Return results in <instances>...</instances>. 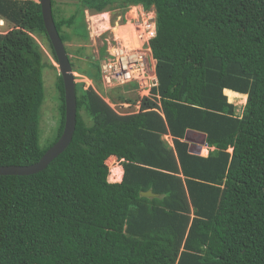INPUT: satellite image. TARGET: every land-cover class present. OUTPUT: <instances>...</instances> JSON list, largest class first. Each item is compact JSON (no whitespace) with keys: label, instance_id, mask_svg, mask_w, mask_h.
I'll use <instances>...</instances> for the list:
<instances>
[{"label":"trees","instance_id":"1","mask_svg":"<svg viewBox=\"0 0 264 264\" xmlns=\"http://www.w3.org/2000/svg\"><path fill=\"white\" fill-rule=\"evenodd\" d=\"M37 1L0 0V19L12 25L0 34V166L36 163L64 127L57 73L58 122L40 147L42 70L56 68L36 36L57 61ZM113 1L80 0L64 17L51 0L61 41L71 38L63 28L86 41L75 26L82 7L101 13ZM130 5L155 13L159 106L144 99L140 113L120 116L76 84L65 151L41 172L0 176V264H264V0H119L115 8ZM85 57L84 68L70 65L95 82L98 61ZM245 97L238 114L231 102ZM188 131L205 135V157L189 152ZM111 161L119 163L109 171ZM148 191L155 197L141 196Z\"/></svg>","mask_w":264,"mask_h":264},{"label":"rangeland","instance_id":"2","mask_svg":"<svg viewBox=\"0 0 264 264\" xmlns=\"http://www.w3.org/2000/svg\"><path fill=\"white\" fill-rule=\"evenodd\" d=\"M119 0H114L103 12L95 13L92 10L85 9L82 7V18L80 15H77L75 20V26L77 35H84V30L87 31L86 41L81 40L72 35V31L67 28L63 30L70 35V39L64 42V47L68 51V57L71 59V62L74 66H80V68L85 67V61L87 60L85 56H91L93 61H99L104 56H107L108 53L112 52L113 46L125 47L128 44L129 39H131L132 30L129 29V26L125 23L130 21L132 24L137 25L138 27L144 28L143 31L148 32L146 25H152V22L155 23V13L151 8L150 10H144L141 6H129L125 13H122L121 9L115 8L116 3ZM80 4V0H54V9L57 12V16L68 17L75 12L76 5ZM134 11V12H133ZM101 14H107V23L104 24L105 27L99 30L97 28L96 19L97 16ZM83 19V20H82ZM104 20V19H103ZM11 24L0 21V34H4L11 29ZM107 26V27H106ZM146 29V30H145ZM147 34V33H146ZM76 35V36H77ZM35 40L39 45L41 51L44 54V61L51 63L55 68L56 65L53 63L51 56V49L48 41L44 36H36ZM127 42V43H126ZM135 49L136 46H133ZM77 74V73H76ZM57 77V68L56 71L48 68L42 70V80L44 87V97L41 107V121H40V147L45 148L47 144L43 142L47 139L54 136L57 122H58V109H57V91L55 88ZM75 82L77 84H83L84 90L88 88H93L98 95H100L103 100L113 101V103L123 102L124 100H131L126 92L121 90H109L105 88L100 78L95 82H91L84 77L75 76ZM244 103L239 102V100H233V103L236 106V113L241 114V111L244 107ZM107 103V102H106ZM117 111L121 112L119 108H115ZM83 117L85 114L82 112ZM88 122V120H87ZM170 146L172 145L168 137H162ZM191 139V140H190ZM184 142L188 143L189 152L197 154L198 156L205 157L209 149L202 143L199 139H193L184 137ZM230 152V150H228ZM205 152V153H204ZM119 163V161L107 162L108 170L110 171L111 167ZM110 173L108 174L107 180L110 183H115L109 179ZM120 182V181H119ZM118 183V182H117Z\"/></svg>","mask_w":264,"mask_h":264},{"label":"built area","instance_id":"3","mask_svg":"<svg viewBox=\"0 0 264 264\" xmlns=\"http://www.w3.org/2000/svg\"><path fill=\"white\" fill-rule=\"evenodd\" d=\"M146 29L149 30L145 32L148 37L139 50L123 52L115 50L116 45H114L115 51L98 61L102 85L109 90H121L132 97L131 101L124 100L118 103L106 101L109 107L120 116L140 113L144 99L156 101L159 106V96L152 92L157 88V79L155 61L149 47V40L155 35V23L146 25ZM115 108H119L121 112Z\"/></svg>","mask_w":264,"mask_h":264},{"label":"water","instance_id":"4","mask_svg":"<svg viewBox=\"0 0 264 264\" xmlns=\"http://www.w3.org/2000/svg\"><path fill=\"white\" fill-rule=\"evenodd\" d=\"M45 32L56 57L57 72L64 91V127L59 139L34 164L28 166H0V176H28L43 171L70 144L76 124V82L69 57L52 18L51 0H38ZM205 138L203 139V143ZM191 153V152H190ZM193 154V153H191ZM144 197H155L150 191Z\"/></svg>","mask_w":264,"mask_h":264},{"label":"bare ground","instance_id":"5","mask_svg":"<svg viewBox=\"0 0 264 264\" xmlns=\"http://www.w3.org/2000/svg\"><path fill=\"white\" fill-rule=\"evenodd\" d=\"M96 19H98L96 21L97 28H99V30L101 31V29H103L105 27L104 24L107 23V14H101V15L97 16ZM125 23L129 26V29L132 30L131 39H129L128 44L125 45L124 48L116 46L115 50H122L123 52H128V51H132V50H139L141 48L142 43L144 42V40L147 39L148 35L145 33V31H143L144 28L136 27L130 21L125 22ZM134 45L136 46L137 49H135L133 47ZM115 50L112 49L113 52Z\"/></svg>","mask_w":264,"mask_h":264},{"label":"crops","instance_id":"6","mask_svg":"<svg viewBox=\"0 0 264 264\" xmlns=\"http://www.w3.org/2000/svg\"><path fill=\"white\" fill-rule=\"evenodd\" d=\"M165 138L166 137H168L169 138V140H170V142H171V138L169 137V136H164ZM185 137H188V138H193V139H199V140H201L202 141V143H203V139L205 138V135H203V134H201V133H197V132H193V131H188V132H186V135H185ZM191 140V139H190ZM121 166V165H120ZM121 168H122V166H121ZM123 172V171H122ZM121 180V179H120Z\"/></svg>","mask_w":264,"mask_h":264},{"label":"clouds","instance_id":"7","mask_svg":"<svg viewBox=\"0 0 264 264\" xmlns=\"http://www.w3.org/2000/svg\"><path fill=\"white\" fill-rule=\"evenodd\" d=\"M37 2H38V1H37ZM0 21H3V20L0 19ZM3 22H5V21H3ZM53 63H54V62H53ZM54 64L56 65V63H54ZM56 68H57V66H56ZM57 73H58V72H57ZM77 75H78V74L75 73V76H76V77H77ZM79 76H80V75H79ZM80 77H83V76H80ZM85 79H87V78H85ZM203 144L206 146L207 149L212 150V148H209V147L206 145L205 142H204Z\"/></svg>","mask_w":264,"mask_h":264},{"label":"flooded vegetation","instance_id":"8","mask_svg":"<svg viewBox=\"0 0 264 264\" xmlns=\"http://www.w3.org/2000/svg\"><path fill=\"white\" fill-rule=\"evenodd\" d=\"M93 61V60H92Z\"/></svg>","mask_w":264,"mask_h":264}]
</instances>
